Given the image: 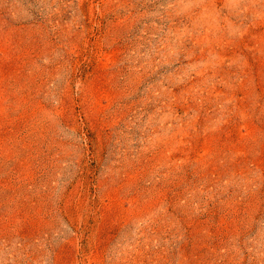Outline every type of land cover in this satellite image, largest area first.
<instances>
[{"label":"rangeland","instance_id":"rangeland-1","mask_svg":"<svg viewBox=\"0 0 264 264\" xmlns=\"http://www.w3.org/2000/svg\"><path fill=\"white\" fill-rule=\"evenodd\" d=\"M0 264H264V0H0Z\"/></svg>","mask_w":264,"mask_h":264}]
</instances>
